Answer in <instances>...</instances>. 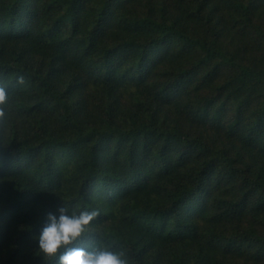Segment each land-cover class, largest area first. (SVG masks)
Listing matches in <instances>:
<instances>
[{
  "label": "trees",
  "instance_id": "obj_1",
  "mask_svg": "<svg viewBox=\"0 0 264 264\" xmlns=\"http://www.w3.org/2000/svg\"><path fill=\"white\" fill-rule=\"evenodd\" d=\"M0 83V264L62 204L131 264H264V0H0Z\"/></svg>",
  "mask_w": 264,
  "mask_h": 264
},
{
  "label": "clouds",
  "instance_id": "obj_2",
  "mask_svg": "<svg viewBox=\"0 0 264 264\" xmlns=\"http://www.w3.org/2000/svg\"><path fill=\"white\" fill-rule=\"evenodd\" d=\"M17 83L24 84L23 76L17 79ZM8 102L6 85L0 83V120L5 118ZM98 215V209L70 211L62 204L58 215L48 213L45 224L35 237V255L44 264H131L124 251H115L105 245L87 248L78 245Z\"/></svg>",
  "mask_w": 264,
  "mask_h": 264
}]
</instances>
